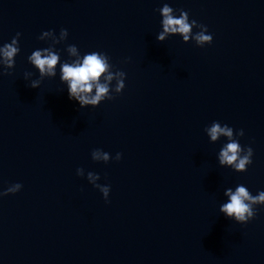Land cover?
<instances>
[{
  "label": "water",
  "instance_id": "95a60500",
  "mask_svg": "<svg viewBox=\"0 0 264 264\" xmlns=\"http://www.w3.org/2000/svg\"><path fill=\"white\" fill-rule=\"evenodd\" d=\"M163 3L211 44L157 41ZM61 28V58L68 44L103 50L126 73L119 94L80 108L58 76L28 86L37 37ZM17 32L0 75V191L22 187L0 196V264H264V206L245 224L218 210L226 187L264 190V0H0V44ZM213 120L244 130L246 171L218 164ZM78 167L110 185L108 202Z\"/></svg>",
  "mask_w": 264,
  "mask_h": 264
},
{
  "label": "clouds",
  "instance_id": "9594fccd",
  "mask_svg": "<svg viewBox=\"0 0 264 264\" xmlns=\"http://www.w3.org/2000/svg\"><path fill=\"white\" fill-rule=\"evenodd\" d=\"M161 17L160 30L155 38L157 41L165 40L169 35H179L183 42L192 40L197 46L203 47L211 44L212 34L208 32L207 25L190 19L187 11L174 9L169 3H163L158 8ZM198 29L193 31V29ZM68 35L65 28H61L56 34L52 29L42 31L37 37L38 40L46 42L47 46L34 48L27 55V61L37 70L38 75L32 78L31 71H25L23 77L27 80L28 86L38 88L45 77H57L65 85L67 97L74 100L80 108L86 106L95 107L102 101L112 99L125 87L126 73L111 63V58L103 50H90L81 52L75 44H68L64 48L66 58H61V49L57 47ZM17 32L10 41L0 44V75L8 73L15 64V57L19 53ZM210 142H216L224 137L216 159L220 166L230 167L236 172L247 170L252 163L253 149L249 145L242 146L238 137L244 135L243 129L233 128L227 123L213 120L204 128ZM91 158L94 161L107 163L110 159L120 160L121 153L116 152L111 156L109 152L100 148L91 151ZM78 176H85L88 183L97 188L102 194L105 202H108L110 185L98 183L100 176L93 171H87L81 167L76 169ZM20 183H13L0 191V196L9 193H16L21 189ZM225 199L219 204L218 210L223 216L234 220L237 223L245 224L251 221L257 212V206H264V190H257L252 194L244 184H237L234 187H226L223 190Z\"/></svg>",
  "mask_w": 264,
  "mask_h": 264
}]
</instances>
